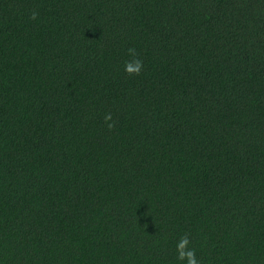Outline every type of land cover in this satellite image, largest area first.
I'll return each instance as SVG.
<instances>
[{
	"label": "trees",
	"instance_id": "trees-1",
	"mask_svg": "<svg viewBox=\"0 0 264 264\" xmlns=\"http://www.w3.org/2000/svg\"><path fill=\"white\" fill-rule=\"evenodd\" d=\"M184 236L264 264V0H0V264H186Z\"/></svg>",
	"mask_w": 264,
	"mask_h": 264
},
{
	"label": "clouds",
	"instance_id": "clouds-1",
	"mask_svg": "<svg viewBox=\"0 0 264 264\" xmlns=\"http://www.w3.org/2000/svg\"><path fill=\"white\" fill-rule=\"evenodd\" d=\"M32 15L33 18H35L37 14L33 12ZM129 53L133 55L134 61H130L126 65V70L139 73L143 67V63L139 58H136L135 49L130 48ZM105 119L110 120L111 116L107 115ZM109 127H111V125H109ZM189 243L190 242L187 236H184L180 239L179 243L177 244V249L179 250V258L181 260H186V264H199V260L196 257L195 250L188 247Z\"/></svg>",
	"mask_w": 264,
	"mask_h": 264
}]
</instances>
